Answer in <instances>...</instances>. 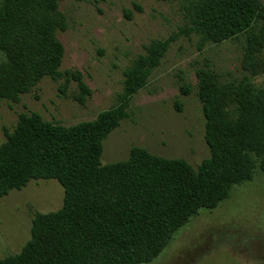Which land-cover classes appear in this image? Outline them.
<instances>
[{"label": "trees", "instance_id": "trees-1", "mask_svg": "<svg viewBox=\"0 0 264 264\" xmlns=\"http://www.w3.org/2000/svg\"><path fill=\"white\" fill-rule=\"evenodd\" d=\"M60 1L0 0V101H18L43 76L71 78L89 94L78 70H60L57 31L67 27ZM186 16L181 31L198 36L199 51L245 34L241 64L253 70L264 48L262 0H190ZM169 38L152 40L131 61L119 103L94 118L62 124L31 111L19 113L11 130L2 127L0 197L46 178L60 183L63 197L56 210L33 214L29 238L18 252L0 256V264L146 263L193 214L215 208L255 168L264 177V86L246 75L224 82L210 68L195 71L207 157L193 165L132 146L123 160L100 161L103 139L128 116L130 97L159 65ZM191 87L179 85L182 94ZM174 105L180 109L178 100Z\"/></svg>", "mask_w": 264, "mask_h": 264}, {"label": "rangeland", "instance_id": "rangeland-1", "mask_svg": "<svg viewBox=\"0 0 264 264\" xmlns=\"http://www.w3.org/2000/svg\"><path fill=\"white\" fill-rule=\"evenodd\" d=\"M189 1L61 0L67 27L57 31L64 47L60 70H78L89 94L71 78L41 77L18 101H0V143L5 139L2 127L11 130L21 112L74 124L117 105L125 68L152 40L173 36L146 84L130 97L128 116L103 139L100 161L123 160L132 146L159 156L183 157L193 165L207 157L195 71L210 68L224 82L246 75L262 87L264 48L254 58L252 71L241 64L245 34L199 51L198 36L183 33ZM181 83L192 86L188 94L181 93ZM62 197L63 188L54 178L30 180L1 196L0 256L18 252L29 238L33 214L56 210ZM140 264H264V177L259 169L250 180L234 184L215 208L199 209L153 260Z\"/></svg>", "mask_w": 264, "mask_h": 264}]
</instances>
